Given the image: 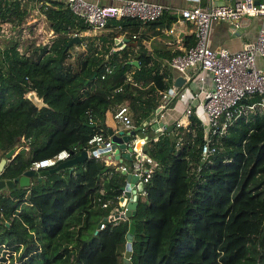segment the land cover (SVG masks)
<instances>
[{
  "label": "trees",
  "instance_id": "16d2710c",
  "mask_svg": "<svg viewBox=\"0 0 264 264\" xmlns=\"http://www.w3.org/2000/svg\"><path fill=\"white\" fill-rule=\"evenodd\" d=\"M22 1L0 0V22L20 27L35 7ZM39 11L56 35L49 45L32 40L19 50L13 37L0 44V159L15 145L28 147L6 161L4 179L62 149L75 146L79 154L92 135L107 134L101 123L111 106L126 101L136 126L150 122L156 92L172 85L144 52L131 61V38L112 50L119 31L87 37L82 63H66L69 39L90 28L66 3L46 0ZM140 22L111 19L106 27ZM30 90L38 100L26 96ZM167 131L148 142L156 167L145 195L134 194L129 218L112 217L126 174L93 156L71 170H47L27 187L0 190V264H124L131 224L130 264H264V110L239 116L204 162L198 118ZM21 210L23 234H14L5 223L14 224Z\"/></svg>",
  "mask_w": 264,
  "mask_h": 264
},
{
  "label": "built area",
  "instance_id": "2783aa9c",
  "mask_svg": "<svg viewBox=\"0 0 264 264\" xmlns=\"http://www.w3.org/2000/svg\"><path fill=\"white\" fill-rule=\"evenodd\" d=\"M34 1L37 7H41L46 0ZM65 2L70 10L81 18L90 29L97 31L105 29L107 22L111 19L135 18L141 22H151L167 12L192 25L193 43L182 53L172 55L168 60V65L179 75L185 77V80L188 78L189 70H194L197 73L198 88L196 92L184 99L186 105L183 115L186 117L193 115L202 124L201 162L208 160L220 148L219 137L227 132L229 126L239 116L264 110V68H259L256 65L257 56L264 57V1L255 3L254 0H236L232 5H196L185 8H172L147 0H120L115 4H100L90 0H66ZM251 16H259L262 21V26L254 40L245 42L240 49L235 51L224 47L211 48L208 45V32L213 20L229 21L234 28H238L242 18ZM28 24L25 23L20 28L23 32L27 31L26 37H29L30 40H34L35 36H40V39L35 41V45H49L52 42L51 37L55 34L51 29L47 30L43 24H38L34 35L31 36ZM73 35H78V33ZM123 42L121 37L118 38L112 50H116ZM207 75L210 78V84L207 83ZM180 91L181 87L170 86L166 90L156 92L159 100L157 108L152 111L154 116L152 122L159 123L163 110L169 106L173 98L184 97L185 93ZM31 93L35 94L30 90L26 96L29 97ZM254 94L260 95L261 99L250 103L242 102ZM35 97L38 100L36 95ZM113 117L119 120L127 131L137 127L139 128L137 131H143L144 137L141 138V144L137 148L135 143L140 139L137 134L131 136L126 145L124 152L130 154V159H128L131 162L130 165L124 158L121 161L115 159L114 148L108 134L92 135L83 150L87 152L88 157L98 158L107 165H116L117 169L123 173L136 176V180L129 185L128 189L125 188V185L129 184L128 181L122 187L120 196H126L125 192L129 191V197H124L123 201H119L120 196L118 197V207L112 213V217L117 219L115 214L123 212L126 198L131 199L134 194L145 195V183L156 167V162L146 153L142 144L146 143L148 147L150 138L152 136H154L152 138H156L157 135L162 134L167 126L159 125L155 134L149 135L144 130L146 122L140 126L135 125L126 101L114 107ZM181 125L183 122L177 119L172 128H178ZM169 138L172 139V136L169 135ZM128 148L131 150L129 151ZM76 149L75 146L71 149H62L50 157L35 160L28 169L40 172L51 168L72 157ZM136 154L139 155V158H136ZM113 161H116V164H112ZM107 203L102 202V206H106ZM103 225L101 223L99 227H103Z\"/></svg>",
  "mask_w": 264,
  "mask_h": 264
},
{
  "label": "crops",
  "instance_id": "0c3cea01",
  "mask_svg": "<svg viewBox=\"0 0 264 264\" xmlns=\"http://www.w3.org/2000/svg\"><path fill=\"white\" fill-rule=\"evenodd\" d=\"M28 1V0H27ZM23 0V3L27 2ZM66 3V0H52ZM93 2H98L100 4H115L120 0H90ZM151 2H157L164 4L172 8H185L192 7L196 5H232L236 0H147ZM35 3V1L29 0L28 3ZM30 4V3H29ZM34 6V5H33ZM36 6V4H35ZM28 9V14L25 16H31L30 20H24L21 25L25 23L36 22L37 24H43L47 30H50L48 24L44 18V15L37 10L39 15L37 17L34 14L36 7H30ZM32 10V13H29ZM35 12V13H37ZM242 19H248L244 24H240L238 28H234L229 21L225 20H213L211 22L209 32H208V45L211 48L224 47L230 51L238 50L242 47L245 42L252 41L256 38L257 32L262 26V21L259 16L245 17ZM13 27V30L17 27L13 26L11 21H1L0 28ZM119 31L118 34L114 36V43L117 42L118 38H122L125 41H129L130 38L133 41H136V46H128L130 53L131 61L134 64L138 63L137 57L138 52H144L147 57H149L148 65L155 66L159 68L160 72H163L167 77L172 79V85L176 78L179 75L174 69L170 68L168 65V60L172 55L182 53L190 44L193 43L192 36V25L177 17L176 15L167 12L163 14L160 18L151 22H140L138 25L126 27V28H113L106 27L103 30L97 31L92 29H86L80 31L78 34L79 38H83V43L73 44L70 47V53L67 58L68 64L72 66H79L82 63L83 56L86 52L85 42L87 37L90 36H104L109 35L110 32ZM56 35L51 37L55 38ZM94 43L99 47L102 42L99 39H95ZM123 44V43H122ZM124 45V44H123ZM139 46L141 48H139ZM256 65L259 68H264V57L257 56ZM207 83L210 84V78L207 75ZM198 82H197V73L194 70L188 71V78L181 86V91L184 92V97H175L172 99L169 106L163 110L162 117L160 118L159 123L152 122L154 116L151 114L150 122L145 123L144 130L150 135H154L156 129L160 127L159 125L165 126H174V123L177 119H180L181 122L186 124L188 122V117L183 115V111L186 105V101L190 94L197 91ZM36 95V93H35ZM37 96V95H36ZM38 98V97H37ZM114 106L110 107L105 113V124L107 127L118 131L124 129L123 124L113 117ZM140 133V134H139ZM137 137L140 139L143 138V131H137ZM24 148L25 150L28 147L25 145H18L15 151V154ZM116 159V158H115ZM126 159V158H124ZM128 160V159H126ZM118 161V160H117ZM116 161H113L112 164H116ZM130 165V160L126 161ZM32 182V181H31Z\"/></svg>",
  "mask_w": 264,
  "mask_h": 264
},
{
  "label": "water",
  "instance_id": "95a60500",
  "mask_svg": "<svg viewBox=\"0 0 264 264\" xmlns=\"http://www.w3.org/2000/svg\"><path fill=\"white\" fill-rule=\"evenodd\" d=\"M255 3H258L260 1H264V0H254ZM248 19H242L241 23L244 24L245 22H247ZM80 41V38L78 35H73L69 41H68V46L72 45V44H77ZM185 82V77L178 75L176 76L173 85L177 86V87H181L183 85V83ZM29 98L33 101H36V97L34 93H31ZM103 129L106 130V133L110 136V140L112 142V146L114 148V152H115V158L119 159L120 161L122 160V158H126V159H130V154L128 152H124L126 150V145L128 143V141L130 140L131 136H134L136 134V131L139 129L138 127L127 131L126 129H120L118 131H114V129L107 127L105 124V118H103L102 123H101ZM172 125L168 126L167 129L168 131H170L172 129ZM141 139L137 140L135 143V147L137 148L140 144H141ZM18 145L13 146L12 148H10L8 151H6L4 153V156L0 159V173L3 171L4 165L6 164V161H8L10 158H12L15 155V151ZM143 148L146 150L147 148V144L144 143L142 144ZM129 151L131 150V148H128ZM120 153V155H119ZM88 158L87 152L85 150H82L79 154H75L72 157L59 162L58 164H56L55 166L37 172L35 170L32 169H26L24 170L19 176H16L14 178L11 179H4V178H0V190H2L3 188H12L14 187L15 184H17L19 187H27L31 184L32 180L35 179H41V176L43 175V173L45 171H49V172H55L58 171L60 169H65V168H69V170H71L74 165L78 164V163H83L86 159ZM136 158H139V155L136 154ZM126 177H127V181L129 182V184L125 185V188L128 189L129 185H131L132 183H134V181L136 180V176L129 174V173H125ZM126 196H120L119 197V201H123L124 197H129V191L125 192ZM134 195L131 197V199L126 198V202H125V206H124V210L121 213H117L115 214L116 218H129L130 216H132L135 213L136 210V206H137V202L134 199ZM1 223V221H0ZM134 231V226L131 224L129 227V230L126 234V245H125V251H124V255H123V262L124 264H130V257H131V240H132V233Z\"/></svg>",
  "mask_w": 264,
  "mask_h": 264
},
{
  "label": "rangeland",
  "instance_id": "374dc122",
  "mask_svg": "<svg viewBox=\"0 0 264 264\" xmlns=\"http://www.w3.org/2000/svg\"><path fill=\"white\" fill-rule=\"evenodd\" d=\"M31 3V2H29ZM36 7V11H34V14H38L37 10L39 11V8L40 7ZM37 12V13H35ZM29 13H32V10H30ZM39 15H37L38 17ZM31 16H27L26 19L24 20H30ZM29 30L31 32L30 35L33 36L34 35V32L36 31V28H37V23L36 22H33V23H29ZM35 30V31H34ZM27 31H22L20 27H18L17 29L13 30V27H8V28H3L1 31H0V44H3L4 42H6L9 38L13 37V38H18L19 39V46L17 48L23 50V49H26L27 51V47L29 46V44L32 42V40H30L29 37H26L28 33H26ZM40 36H35V39H34V43L37 39H40L39 38ZM33 38V37H32ZM30 40V41H29ZM70 51V49H69ZM70 53V52H69ZM66 63H69L68 60L66 59ZM131 117H132V114H131ZM140 134V133H139ZM33 181V180H32ZM27 212L29 213H35V210L34 209H25ZM21 212L22 210L16 215V219H15V223L14 224H11L9 222L5 223V226L7 227V229L11 230L12 232H14V234H23L22 233V230L20 228V225H19V217L21 215ZM32 236H33V232H32ZM22 244H24L22 241H20ZM134 252V251H133Z\"/></svg>",
  "mask_w": 264,
  "mask_h": 264
},
{
  "label": "bare ground",
  "instance_id": "6f19581e",
  "mask_svg": "<svg viewBox=\"0 0 264 264\" xmlns=\"http://www.w3.org/2000/svg\"><path fill=\"white\" fill-rule=\"evenodd\" d=\"M1 224V223H0Z\"/></svg>",
  "mask_w": 264,
  "mask_h": 264
},
{
  "label": "clouds",
  "instance_id": "9594fccd",
  "mask_svg": "<svg viewBox=\"0 0 264 264\" xmlns=\"http://www.w3.org/2000/svg\"><path fill=\"white\" fill-rule=\"evenodd\" d=\"M49 169V168H48Z\"/></svg>",
  "mask_w": 264,
  "mask_h": 264
}]
</instances>
